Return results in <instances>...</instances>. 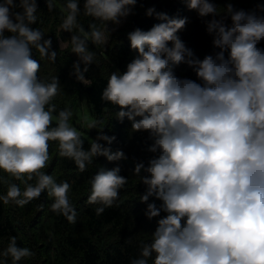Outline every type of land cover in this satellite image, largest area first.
Instances as JSON below:
<instances>
[{
    "label": "clouds",
    "instance_id": "9594fccd",
    "mask_svg": "<svg viewBox=\"0 0 264 264\" xmlns=\"http://www.w3.org/2000/svg\"><path fill=\"white\" fill-rule=\"evenodd\" d=\"M136 5L137 0H83L81 8V0H63L58 29L71 35L59 49L76 55L71 74L77 81L92 84L85 73L98 62L89 44L104 48L109 23L119 25ZM56 6L57 0H46L49 12ZM187 8L200 18L213 17L205 21L206 31L218 51L199 58L178 35L188 18L149 7L145 14L160 22L128 33L136 55L125 71L106 76L101 94L119 108L117 121L127 118L132 133L146 131L153 141L147 150L154 155L147 166L136 162L133 174L145 186L139 196L145 217L158 219L130 264H264V48L258 47L264 41V5L245 11L227 3L220 12L213 0H187ZM37 9V0H0V172L9 178L0 176L6 185L0 202L23 207L46 192L49 210L75 223L70 184L42 171L49 142H57L58 156L81 173L97 157L117 162L88 180L87 203L97 205V216L118 202L128 183L118 163L128 157L112 150L116 136L104 132L103 119L86 123L97 135L85 149L81 132L69 123L72 110L57 111L52 101L60 92L58 77L38 75L40 61L55 63L57 51L50 37L31 27ZM81 16L90 18L87 30ZM181 64L197 79L177 76L174 69ZM32 255L11 237L0 264L9 257L19 264Z\"/></svg>",
    "mask_w": 264,
    "mask_h": 264
},
{
    "label": "trees",
    "instance_id": "16d2710c",
    "mask_svg": "<svg viewBox=\"0 0 264 264\" xmlns=\"http://www.w3.org/2000/svg\"><path fill=\"white\" fill-rule=\"evenodd\" d=\"M16 2L18 3V0ZM62 2L63 0H57L56 8L49 12L46 0H37L38 20L31 25L33 28L42 30L45 33V38L50 37L52 48L57 51L55 63L41 60L38 73L41 78L58 77L60 92L52 101L56 104L57 111L64 108L72 110L73 116L69 123L81 132L85 149L89 147V138H95L97 131L92 129L87 132L85 129L82 130L79 125V114L84 105H86L92 120L103 119L106 134L116 136V140L111 145L113 151L123 150L127 156L136 148L148 147L150 140L148 133L146 131L143 134L141 132L139 134L132 133L130 131L131 124L127 118L123 123L115 119L114 112L119 108L101 100L102 90L107 83L106 76L112 71H125L126 65L135 57L136 52L130 48L128 33L136 28L149 30L154 24L160 22L154 16L148 17L145 14L147 8L154 6L158 12H164L170 17H187V21L196 11L187 8V0H137L133 14L127 17L124 30L116 37L117 39L109 50L97 53L98 63L92 64L89 71L85 73V78L92 81L90 86H86L71 74L73 61L66 53L59 52L56 45L57 29L62 16ZM213 2L220 12L223 11V7L227 3H232L236 9L245 11L255 9L257 4L264 5V0H213ZM82 5L83 0H81V8ZM15 11L19 12L22 9L17 8ZM222 17L223 14L215 18L221 19ZM79 19L87 30L90 18L81 16ZM224 22L230 25V18L225 19ZM190 23L197 31L202 30L199 29L197 21ZM5 34L10 35V33ZM178 35L182 40L185 37L184 33H178ZM186 35L190 43H197L199 38L204 36L196 34L197 38H195L187 31ZM62 38L68 37L63 36ZM201 42L203 41L199 43ZM258 47L264 48V41H261ZM214 51H218V49L209 47L207 54ZM33 58L40 59L34 50ZM186 68L190 69L187 65L181 64L174 71L180 76L179 71L182 72ZM53 115L55 117L56 114ZM129 147L134 149L131 150ZM138 155L132 156V158L135 161H142L143 158H138ZM49 156L48 166L42 171L52 175L58 183L67 181L70 184L68 195L76 209V222L69 223L62 215L50 211L49 206L52 200L46 192L38 198L40 200L38 207L35 204L37 199L23 207L11 203L5 205L0 202V252L7 247L11 237H16L18 246L27 247L33 253L32 256L23 258L19 264H130V260L139 253L140 241L148 242L150 240L158 219L148 220L144 215L146 204L140 202L139 196L145 192V186L127 167L121 165V163L124 164L123 161L118 162L121 166V175L127 177L128 183L120 190L118 202L97 216L95 213L97 205L87 203L90 189L88 180L99 168H104L106 163H108L106 168L110 169L117 162H109L105 157H97L93 164L81 173L70 159L58 156V144L55 141L49 142ZM143 174L141 173V175ZM0 176L9 179L6 173L0 172ZM10 182L18 184L21 189L24 187L20 181L12 179ZM5 191L6 185L0 183V194ZM152 199L154 198L150 197L149 202H155L158 205L161 203ZM13 211L20 212L19 214L24 217L23 221H17L11 214ZM161 215L164 214L161 213ZM7 264H11L10 257L7 258Z\"/></svg>",
    "mask_w": 264,
    "mask_h": 264
},
{
    "label": "rangeland",
    "instance_id": "374dc122",
    "mask_svg": "<svg viewBox=\"0 0 264 264\" xmlns=\"http://www.w3.org/2000/svg\"><path fill=\"white\" fill-rule=\"evenodd\" d=\"M213 19V17L210 15L208 17H205V18H200L198 16L197 13H194L191 17V19L189 21H187L185 27L183 30H181L179 33H184L185 34V37L183 38V42H185V45L186 47H189V48H192L194 53L196 54V56H198L199 58L203 59V57L207 54V49L210 47L211 49H213L212 47V44H211V40H212V37L207 33L206 31V24H205V21L206 20H211ZM126 21H127V18H123L121 20V23L119 25H113L111 23H109L108 27L110 29V39L108 41V44L105 45L104 48H96L94 45H92L91 43L89 44V49L92 50V51H96V57H97V53H102L104 51H107L111 48V45L113 42H115V40L117 39L116 37L124 30L125 28V24H126ZM194 21H197L198 23V26H199V29L201 28L202 30L201 31H197L193 25H191L190 22H194ZM186 31L188 32L189 35H192L194 36L195 38H197L196 34H199V35H204L202 37L199 38L198 42L197 43H190L189 40H188V37L186 35ZM66 32H61L59 31V29H57V38H56V45H57V48L59 50V52L61 53H66L67 56L73 61V63L77 60V57L75 54L71 53L70 52V49H64V50H61L59 49V43L60 41L62 40H67L70 38V33H66ZM64 34V35H63ZM63 36H67L68 38H62ZM200 41H203L201 43H199ZM91 66V65H90ZM89 66V67H90ZM83 67V66H82ZM177 68V67H176ZM182 69V67H181ZM180 72V76L179 77H187L189 79H192V80H196V76H195V73L193 72V70L190 68V69H187L186 70H182L179 71ZM178 76V74H177ZM199 82V81H197ZM79 125H81V128L82 130H86L87 132L90 130L86 127V123L87 122H91L92 121V117H90L89 113H88V110H87V107L86 105H84L82 107V110L79 114ZM137 134H139L140 132H136ZM143 134V132H141ZM153 141L150 139L148 141V147L151 145ZM148 147L146 148H140V149H134L133 147H129V149H134L132 152L128 153L127 154V157L128 159L123 161V163H121V165H123L124 167H127L132 173H133V169H134V165L136 162H140V160L138 161H135V159L132 158V156H135V155H138V158H143V162L145 163V165L147 166V161L152 158V156L154 155L153 153L149 152L147 149ZM143 149V150H142ZM141 150V151H139ZM126 154V153H125ZM126 164V165H125ZM108 166V163H106V165L104 166V168H106ZM144 175V174H143ZM152 200H155L152 199ZM42 202H44L42 200ZM36 206L38 207L39 204H40V200L37 199V202H35ZM158 205V204H157ZM159 206V205H158ZM20 212L18 211H13L11 212V214L13 215V217L18 221H23V216H21V214H19Z\"/></svg>",
    "mask_w": 264,
    "mask_h": 264
}]
</instances>
